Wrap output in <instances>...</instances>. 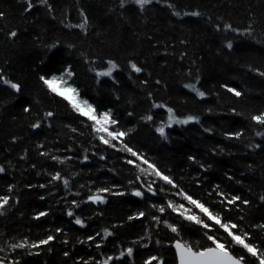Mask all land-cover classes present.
Segmentation results:
<instances>
[{"label":"trees","instance_id":"obj_1","mask_svg":"<svg viewBox=\"0 0 264 264\" xmlns=\"http://www.w3.org/2000/svg\"><path fill=\"white\" fill-rule=\"evenodd\" d=\"M29 2L33 7L26 10ZM191 12L200 15H185ZM85 17L86 29L72 27ZM109 61L117 67L109 77L98 76ZM66 68L78 99L96 116L110 113V132L125 135L103 143L92 121L40 79ZM261 73L264 0H152L143 8L133 0L124 7L120 0H0V76L20 86L16 91L0 80V197H8L0 208V261L103 264L113 257L108 264H145L155 256L159 264H175V241L200 250L211 241L208 230L180 215L183 209L168 208L170 201L212 225L210 235L230 242L181 192L222 222L237 224L233 231L242 229L264 252V124L252 119L264 113ZM168 109L175 120L196 119L165 128ZM149 164L176 187L156 175L146 183L140 170ZM57 173L60 179L53 180ZM95 195L104 202H88ZM233 196L240 199L229 204ZM140 212L145 215L129 220ZM105 230L112 235L105 237ZM50 235L48 244L29 246ZM232 251L258 262L241 246Z\"/></svg>","mask_w":264,"mask_h":264},{"label":"snow or ice","instance_id":"obj_2","mask_svg":"<svg viewBox=\"0 0 264 264\" xmlns=\"http://www.w3.org/2000/svg\"><path fill=\"white\" fill-rule=\"evenodd\" d=\"M133 2L136 5H139L141 8H143L145 5H148L152 2V0H133ZM41 3H47V0H41ZM125 0H120V6L124 7ZM33 5L29 2L27 5V9H31ZM178 14V13H177ZM185 15H191V16H199V12H191V13H185ZM81 16H84V13L81 12ZM87 18H84V21L78 25H72V27H78L80 29H86L87 27ZM225 29H230L233 31H236L235 29H231V25H225ZM248 34H251L250 32ZM11 36L15 37L16 32H12L10 34ZM228 48L232 47L231 42L227 45ZM109 68L107 71L99 72L97 73L98 76H110L112 71L117 67L115 63L112 61L108 62ZM131 68L133 71L139 73L141 71V68L137 67L136 64H131ZM73 73L70 68H66L64 72L59 75V76H52L50 79L41 77L40 79L43 81V83L49 88V90L53 93H55L57 96L63 97L65 100L68 101V103L72 106L74 110L79 112L80 115L82 116H87L89 120L95 121V125H101L97 130L101 132H107L108 136L111 137L112 139H116L118 136H123L125 133H114V132H108L107 127L104 125L106 124H114L115 121L110 119V113L106 112L101 114L99 117L95 115V110L93 107L85 100L81 101L78 99L79 93L76 88L72 87L69 83L68 80L71 79ZM261 75H264V73H261ZM0 80H3V82L7 85H9L12 89L19 91L20 86L16 83H12L11 81L3 78L0 76ZM186 87L191 88L192 91L196 92V94L200 97H203L205 95L204 92L199 91L195 85H186ZM229 92H232L235 96L239 97L241 93L239 91H236L233 88H228L227 89ZM158 107H162V105H158ZM29 109L25 108V112H28ZM169 112V120L172 121V110L168 109ZM53 113L47 112L45 113L46 117H51ZM146 119H151V116L147 117ZM196 119L195 117H188L187 119L184 120H175V123H180V124H186L190 120ZM252 119L256 121L257 123L264 124V113H261L260 115L253 116ZM39 122L36 124H33V128L39 127ZM157 131L161 134L164 135V128L160 127L157 128ZM236 136H239L240 133H236ZM101 141L105 144H110V141L108 139H105L103 136L100 137ZM127 151L130 152L133 156H137V153L133 152L131 148H127ZM42 155H46V153H42ZM56 159V157H53ZM62 162V161H61ZM128 163H133V161L129 160L127 161ZM144 163H147V161H144ZM149 168L155 172V175L159 177L160 179L164 180L168 184H172L173 187H176V185L173 184V181L168 177L162 175L158 170L155 169V167L151 164L148 165ZM4 169L0 168V172H3ZM53 180L60 179L59 173H57L55 176L52 177ZM65 186H67L68 181H64ZM43 187V185H41ZM9 191H11V188H9ZM102 191H108L107 189L102 190ZM148 191H152L151 184L148 185ZM122 194V193H121ZM155 194V193H153ZM135 196H142L143 193L140 191H135L133 193ZM180 195L183 196L185 200L188 201L190 205H193L195 208L199 209L201 213L204 214L208 218L209 221H212L214 225H218L220 228L224 230V232L227 233L228 237L231 238V241L229 242L227 239H225L223 242L221 241V238L216 237L214 235H210L209 231L212 229V225L206 223L204 220H202L198 215L196 214H185V213H191V209H186L184 208V205H178L174 206V204L170 201L167 204L168 208H172L173 211H177L178 209H183V211L180 212V215L183 216L184 219L194 222L204 229L208 230L204 233V235L207 237L208 241H211V245L208 246H203L202 250H200L199 245H190L188 242H183L180 240H177L174 244V247L176 249V256L179 261V264H245V256L244 255H237L232 251V248L234 245L241 246L250 256L254 257L257 261L258 264H264V252L259 251V249L247 242L248 240V234L243 232L242 229H240L239 233H237L236 230L239 228V226L235 223H228V222H222L221 217L218 214L212 213L208 207H206L203 203H201L198 200H194L191 196L181 192ZM90 200L93 202H100L103 203L104 200L101 196L95 195L89 197ZM240 198L237 196L231 197L227 202L229 204L234 203L235 201L239 200ZM8 203V197L3 196L0 197V208H3L6 204ZM244 203H247L245 201ZM158 211L163 213L165 211V207H158ZM2 214V213H0ZM46 213L41 212L39 216H44ZM69 216H72L73 213L69 211L68 213ZM145 213L140 212L137 214V217H129V220H132L134 218L138 217H143ZM154 220H156L158 223L160 222L159 217H153ZM75 223L78 225H82V221L80 220L79 217L75 219ZM165 225L173 232V233H178V229L176 226L169 224L167 221H164ZM261 228H264V225L260 226ZM59 231V230H57ZM105 237L112 235L111 232H108L105 230L104 232ZM54 239L53 236H48L47 239L39 241V244H32L29 245L30 247H39L40 245H46L50 241ZM94 237H88V240H92ZM25 243H17L13 244V248H22L25 246ZM159 243V241H157ZM214 245V246H213ZM146 246V245H145ZM99 247V245H97ZM2 250V249H0ZM126 253L129 257L132 256L133 249L128 248L126 250ZM68 253L65 252V256H67ZM125 255V252H121L119 257H115V259H120V257H123ZM113 259V257H108L107 259L104 260L103 264H108V260ZM153 261H158V257L151 256L149 257L148 260L145 261V264H152ZM0 264H3L2 261H0ZM84 264H88L87 261L84 262ZM159 264V261H158Z\"/></svg>","mask_w":264,"mask_h":264},{"label":"rangeland","instance_id":"obj_3","mask_svg":"<svg viewBox=\"0 0 264 264\" xmlns=\"http://www.w3.org/2000/svg\"><path fill=\"white\" fill-rule=\"evenodd\" d=\"M109 68V67H108ZM108 70V69H107ZM106 70V71H107ZM100 77H105V76H100ZM107 77H109V76H107ZM71 79H69L68 80V83L72 86V87H74L73 85H72V82L70 81ZM87 117V116H86ZM97 117H99V116H97ZM88 118V117H87ZM92 121V123H93V125L95 124V121H93V120H91ZM191 121H189L188 123H190ZM174 124H179L180 125V123H175V119H173L172 121H170V120H168V123H167V125L165 126V128H168V127H171V126H173ZM187 124V123H186ZM101 125H95V131H96V133H97V135L99 136V138L101 137V136H103L105 139H108L109 141H111L112 140V138L111 137H109L108 136V134H107V132H101V131H98L97 129L100 127ZM105 127H107V131L108 132H110V127H111V123H109V124H106V125H104ZM165 128H164V131H165ZM160 134V133H159ZM161 135V134H160ZM143 166H145V165H142L141 166V170H140V173L142 174V176H143V178H144V180H145V182L146 183H148L150 180H153V179H155L154 177H155V173L153 172V170L151 169V168H149L148 166H146V167H143ZM154 174V176H153V174ZM157 177V176H156ZM162 180V179H161ZM94 203V202H93ZM173 245V244H172Z\"/></svg>","mask_w":264,"mask_h":264},{"label":"water","instance_id":"obj_4","mask_svg":"<svg viewBox=\"0 0 264 264\" xmlns=\"http://www.w3.org/2000/svg\"><path fill=\"white\" fill-rule=\"evenodd\" d=\"M88 202H93V201H92V200H89ZM175 242H176V241H175ZM175 242H174L173 245H172V249H173V251H174V253H175L176 264H179V261H178L177 256H176V249H175V247H174ZM3 264H6V263H3Z\"/></svg>","mask_w":264,"mask_h":264},{"label":"flooded vegetation","instance_id":"obj_5","mask_svg":"<svg viewBox=\"0 0 264 264\" xmlns=\"http://www.w3.org/2000/svg\"><path fill=\"white\" fill-rule=\"evenodd\" d=\"M176 260V259H175ZM175 264H176V262H175ZM245 264H258V262H255V261H249V262H246L245 261Z\"/></svg>","mask_w":264,"mask_h":264}]
</instances>
